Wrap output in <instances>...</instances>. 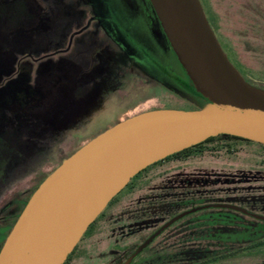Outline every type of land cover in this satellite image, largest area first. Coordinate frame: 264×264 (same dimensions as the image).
I'll return each instance as SVG.
<instances>
[{
	"label": "rangeland",
	"instance_id": "rangeland-1",
	"mask_svg": "<svg viewBox=\"0 0 264 264\" xmlns=\"http://www.w3.org/2000/svg\"><path fill=\"white\" fill-rule=\"evenodd\" d=\"M64 1L39 0L43 10L34 23L0 28V228L5 227L0 247L35 187L84 142L142 110L197 105L172 87L149 83L150 77L137 73L113 47L103 50L100 30L94 38L76 33L83 26L94 31L90 8L85 0ZM115 2L173 64L150 1ZM200 2L230 61L248 81L264 87V0ZM49 20L60 37L48 33ZM59 56L69 60L68 75L82 67L86 84L61 85ZM61 89L66 90L62 97ZM225 204H237L243 219L234 223L237 228L226 231L218 220L200 222L204 212ZM257 215H264V144L217 134L136 173L89 224L63 264H119L169 220L125 264H264V220ZM245 224L254 225V234L241 236ZM204 241L211 249L207 255L194 262L182 257L180 249Z\"/></svg>",
	"mask_w": 264,
	"mask_h": 264
},
{
	"label": "water",
	"instance_id": "water-1",
	"mask_svg": "<svg viewBox=\"0 0 264 264\" xmlns=\"http://www.w3.org/2000/svg\"><path fill=\"white\" fill-rule=\"evenodd\" d=\"M149 1L189 89L173 87L197 105L139 111L64 157L19 212L0 247V264H62L136 173L208 136L226 133L264 144V87L248 81L230 61L200 0Z\"/></svg>",
	"mask_w": 264,
	"mask_h": 264
},
{
	"label": "flooded vegetation",
	"instance_id": "flooded-vegetation-1",
	"mask_svg": "<svg viewBox=\"0 0 264 264\" xmlns=\"http://www.w3.org/2000/svg\"><path fill=\"white\" fill-rule=\"evenodd\" d=\"M9 1L10 2H7V0H0V11L5 12V14H3V16L0 18L1 30H3V27H7L11 24L17 25L24 20H27V22H31L32 24L34 23L38 14H40L43 10L40 6V3L38 2L39 0ZM84 2V6L88 5L90 8L91 15L90 18H88V23L93 24L92 28L94 31L89 30V27L87 26H83L77 29V31H75L76 33L86 31L87 33L91 34V37L94 38L96 35H98L97 33L95 34V32L100 30L102 34L101 43H103L104 45L102 49L106 51L107 47L111 46L117 52H120L123 56L126 57L127 64L133 66L137 70V73H142L150 77L149 83L157 84L158 82L172 88H174V85H177L182 88L189 89L183 71L181 70L176 59L172 64L167 58L163 57L156 50L151 40L141 30L131 25V22H129V19L127 18L126 14L122 10V8L115 2V0H85ZM74 3L77 4L78 1L75 0ZM8 5L12 12L9 9H6L9 8ZM67 5L68 3L64 1L63 6L66 7ZM61 13L62 16L66 15V8L63 9ZM1 20L3 22H1ZM54 21H56V19ZM51 22L52 21L49 20L48 23L45 24L48 29V33H57V35L60 37L61 33L56 32L53 29ZM59 53L60 55L63 54L62 51H59ZM58 58L61 61V66L59 67V69L61 70V85L62 82H64L65 85L69 83L74 84L75 86H77V84H79V86H83L84 84H86V81H88V79L84 80L83 74L85 73L87 76L88 74L82 70V67H78L77 64L71 62L70 64H74L77 67H75L76 69L74 68V73L68 75L66 70L70 69L67 68L70 67L68 66L69 60L65 59L62 56H59ZM61 91L62 92L60 93V96L62 97L66 93V90L61 89ZM192 107L195 106H190V108ZM222 206H224V209H221ZM222 206H220L218 210L204 212L203 215L199 214L202 215V219L200 220V222L204 223L212 220H218L221 222L220 225L224 226V229L226 231L234 230L235 228H237L238 226L236 227L234 223L238 225L242 222L241 220H243L242 217L238 214L239 212H237V204H225ZM17 210L18 208L11 209L9 212L10 215H13V213L17 212ZM242 210L247 211L244 209ZM257 216L264 220V215ZM229 223H232V225H228ZM243 226H245L247 232L242 234L241 236L246 237L250 233L254 234L253 224L251 226L246 224ZM155 231L156 230L151 232V234ZM3 232H5V227L0 228V241L2 239ZM157 235H155L154 238ZM230 235L234 234L230 233ZM237 238L239 237L235 235V239ZM110 251L113 256L112 262H114L116 251L114 249H111ZM180 251L183 252L182 257H187L188 261L194 262L195 258L207 255V253H209L211 249L206 245V242L204 241L202 246L196 247L193 244L192 246L188 244V246L180 249ZM127 256L123 258L119 264H125Z\"/></svg>",
	"mask_w": 264,
	"mask_h": 264
},
{
	"label": "trees",
	"instance_id": "trees-1",
	"mask_svg": "<svg viewBox=\"0 0 264 264\" xmlns=\"http://www.w3.org/2000/svg\"><path fill=\"white\" fill-rule=\"evenodd\" d=\"M219 134L229 135V136H232V137H235V138L247 139V138H244V137H240V136H237V135L226 134V133H219ZM214 137H215V135L208 136V137L205 138L204 140H202V141H200V142H197V143H195V144H193V145H191V146H188V147H186V148H183V149H181V150H179V151H176V152H174V153H172V154H169V155H167V156L164 157V158H167V157H169L170 155L176 156V155H179V154H181V153H184V152L188 151L190 148L195 147V146H197V145L203 143L204 141L210 140V139H212V138H214ZM164 158H163V159H164ZM62 264H63V263H62Z\"/></svg>",
	"mask_w": 264,
	"mask_h": 264
}]
</instances>
